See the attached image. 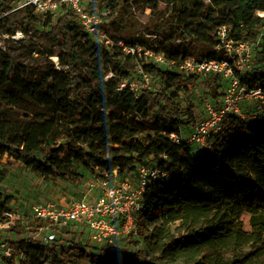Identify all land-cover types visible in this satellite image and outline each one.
Instances as JSON below:
<instances>
[{
	"label": "trees",
	"instance_id": "obj_1",
	"mask_svg": "<svg viewBox=\"0 0 264 264\" xmlns=\"http://www.w3.org/2000/svg\"><path fill=\"white\" fill-rule=\"evenodd\" d=\"M92 1L101 6L105 0H90L91 9ZM167 1L173 18L167 25L188 39L187 46L194 47L189 55L181 43L170 45L169 59L220 57L223 50H216L219 41L213 29L221 26L227 27V36L235 41L251 39L264 30V15L256 14L264 12V0H237L234 8L227 7L230 0H209V5L204 0ZM12 7L10 2L3 5L4 10ZM149 7L155 10L157 1ZM40 15L46 19L41 29L33 9L26 6L11 10L0 20L8 25V33L61 39L63 48L59 55L62 69L40 73L32 80L27 65L15 63L0 47V185L5 175L1 160L6 153L43 175L77 181L71 164L60 159L65 149L75 161L93 168L98 177H110L116 168L123 174L138 164H151L167 171L169 181L154 180L146 186L137 215L138 232L145 233L142 245L127 255L119 256L110 249L88 253L86 245L79 243L59 250L23 238L11 242L20 255L19 264H68L75 258L89 259L91 264H171L159 260V255L170 256L177 264H238L245 255L226 259L221 253L232 242L244 239L240 220L244 204L258 201L264 208V107L249 117L229 114L210 136L208 150L186 141L172 143L170 133H180L182 127L196 123L193 105H184L180 99L192 74L144 63L153 75V87L138 94L128 86L116 89V101L122 102L121 111H116L112 108L116 101L103 92H113L117 82L112 77L105 80L95 68L88 73L80 63L90 53L101 54L115 63L124 78L135 70L136 63L130 61L135 58L125 56L118 46L91 41L71 11L55 20ZM111 24H104L109 33ZM180 45L184 53L178 58ZM257 56L264 64V36ZM242 82L264 90V71L248 73ZM141 133L146 137L138 138ZM9 201L0 187V218ZM176 220L187 231L169 238L168 225ZM252 221L264 230V213ZM17 224L14 231L21 235L26 230ZM204 250L218 255L212 260L205 255L203 260Z\"/></svg>",
	"mask_w": 264,
	"mask_h": 264
},
{
	"label": "built area",
	"instance_id": "obj_2",
	"mask_svg": "<svg viewBox=\"0 0 264 264\" xmlns=\"http://www.w3.org/2000/svg\"><path fill=\"white\" fill-rule=\"evenodd\" d=\"M7 2L13 5L12 9H3ZM25 6L54 18L71 11L76 15L82 29L97 42L107 47L118 46L125 56L144 59V63H152L163 70H180L202 77L217 76L225 84L220 97L217 100L207 97L204 100V114L196 120L188 134L170 133L172 143L186 141L208 150L211 147L210 136L220 129L225 118L231 113L241 115L240 103L260 100L264 104V90L259 86L249 87L242 82L246 74L264 71V64L257 56L264 36L263 29L251 39L235 41L227 36L226 26L218 27L216 35L219 44L216 50L222 48L220 57L204 60L187 57L176 61L145 46L129 44L112 36L104 27L108 10L91 9L90 0H0V20L11 10ZM235 6L236 4L230 8ZM144 63L137 61L133 73L124 77L121 82L122 87L128 86L134 94L153 87V75L145 70ZM124 174H119L116 168L110 177H97L86 181L80 188L81 198L66 205L43 202L35 204L32 207V216L36 220V227L32 233L29 232L30 235L22 233L16 240L28 238L31 242L58 248L59 235L70 228L82 233L84 245L101 247L114 245L118 239L136 235L139 229L137 215L143 207L146 186L154 180L168 182L169 173L156 165L138 164L132 172ZM21 218L13 209L5 210L0 218V231L14 230ZM20 225L23 226V221ZM70 236L71 233L63 235L67 248L72 245L68 242ZM15 253L11 243L0 240V264H19L20 255Z\"/></svg>",
	"mask_w": 264,
	"mask_h": 264
},
{
	"label": "rangeland",
	"instance_id": "obj_3",
	"mask_svg": "<svg viewBox=\"0 0 264 264\" xmlns=\"http://www.w3.org/2000/svg\"><path fill=\"white\" fill-rule=\"evenodd\" d=\"M157 1V8L152 10L149 3ZM206 5H209V0H204ZM230 0L227 7L237 4ZM92 8H106L109 12L107 22L111 24V35L121 37L125 42L142 45L156 52L169 56L170 45L182 44L185 46L186 53L192 54L194 47L187 46L188 39L180 37L172 30L167 23L172 18V5L167 0H105L100 5L92 1ZM38 18V24L41 29L42 24H46V19L40 13L35 12ZM256 14L262 16L263 11H256ZM53 20L56 18L52 17ZM213 27V24H211ZM8 25L5 22L0 23V47L8 52L15 63H24L29 70V78L37 79L40 73H48L52 69L61 70L59 64V55L63 48L61 39L48 40L41 39L31 33L24 34L21 31H14L13 34L8 33ZM216 28L213 29V34L216 33ZM89 39L96 43V39L89 36ZM180 45L179 51L176 53L180 58L184 51ZM187 47V48H186ZM84 50L79 52V55ZM137 64L144 63V59L130 60ZM82 68L90 73L92 69L99 71V75H104L105 80L112 77L117 82V87L113 92L110 90L103 96L110 95V101H116L115 97H119L116 89L122 88V74L116 67L115 63L108 61L101 54L90 53L82 63ZM209 80V82H208ZM225 84H222L216 76L204 78L199 75L192 74L187 77V88L181 91L180 99L184 105L192 104L196 120L204 114V100L207 97L218 99L224 89ZM100 92V91H98ZM106 99L100 100L104 103ZM100 104L97 105L99 107ZM239 111L244 117L256 115L264 107L260 100L244 101L239 104ZM112 108L116 111H121L122 102L116 101L112 104ZM26 113L21 111V114ZM195 125V123H194ZM194 125H187L181 128L180 133L188 134ZM26 123L23 125L21 133H23ZM146 133L138 134V138H145ZM60 159L64 163H69L72 166L73 173L78 176V180L74 181L70 178H62L56 174L43 175L37 172L33 166H28L23 162L15 161L9 158L6 153L2 158V168L5 169L4 179L1 182V190L5 196L10 197L8 209H13L18 216L22 217L17 221L20 224L23 221L24 233H29L36 227V220L32 216V207L37 203H54L57 205H66L70 201L81 198L80 188L86 181L96 179L97 172L93 168L83 166L73 158L68 150L60 154ZM153 160V159H151ZM125 175L124 173L122 174ZM264 213V208L259 206V202H246L244 204L243 213L240 217L242 222V231L245 233L243 240L232 242L222 253L223 258H230L236 254L238 258L245 255L238 264H264V230L259 228L260 223H253V217ZM145 223L147 221L144 220ZM16 223V224H17ZM18 225V224H17ZM147 225V224H146ZM68 231V232H67ZM63 231L58 237L57 245L59 250L67 249L64 244L66 239L63 235L71 233L68 237V242L84 244L82 233H75L73 229ZM139 231V230H138ZM168 237L175 238L179 235H184L187 231L186 226L179 220L170 222L168 225ZM32 233V232H31ZM29 233V235L31 234ZM145 233H137L136 235L123 237L118 239L114 245L95 246L86 245V251L92 253L110 249L119 256L127 255L137 246L142 245V237ZM17 234L14 230L0 231V240H6L11 243L16 241ZM19 237V236H18ZM81 238V239H79ZM78 240V242H77ZM205 251V252H204ZM203 251V260L205 255L212 260L217 256L216 253H211L208 250ZM161 261H168L171 264L177 262L170 256L159 255ZM68 264H91L89 259H72Z\"/></svg>",
	"mask_w": 264,
	"mask_h": 264
},
{
	"label": "crops",
	"instance_id": "obj_4",
	"mask_svg": "<svg viewBox=\"0 0 264 264\" xmlns=\"http://www.w3.org/2000/svg\"><path fill=\"white\" fill-rule=\"evenodd\" d=\"M73 232H75V233H79V231H75V229L73 230ZM72 236V235H71ZM66 242H64V244H65Z\"/></svg>",
	"mask_w": 264,
	"mask_h": 264
},
{
	"label": "bare ground",
	"instance_id": "obj_5",
	"mask_svg": "<svg viewBox=\"0 0 264 264\" xmlns=\"http://www.w3.org/2000/svg\"><path fill=\"white\" fill-rule=\"evenodd\" d=\"M231 2H232V3H237V0H232Z\"/></svg>",
	"mask_w": 264,
	"mask_h": 264
}]
</instances>
